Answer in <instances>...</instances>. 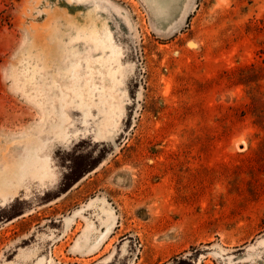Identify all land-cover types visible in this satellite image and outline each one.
<instances>
[{
	"label": "rangeland",
	"instance_id": "1",
	"mask_svg": "<svg viewBox=\"0 0 264 264\" xmlns=\"http://www.w3.org/2000/svg\"><path fill=\"white\" fill-rule=\"evenodd\" d=\"M0 264H264V0H0Z\"/></svg>",
	"mask_w": 264,
	"mask_h": 264
},
{
	"label": "bare ground",
	"instance_id": "2",
	"mask_svg": "<svg viewBox=\"0 0 264 264\" xmlns=\"http://www.w3.org/2000/svg\"><path fill=\"white\" fill-rule=\"evenodd\" d=\"M6 187V181L0 178V190H3Z\"/></svg>",
	"mask_w": 264,
	"mask_h": 264
}]
</instances>
